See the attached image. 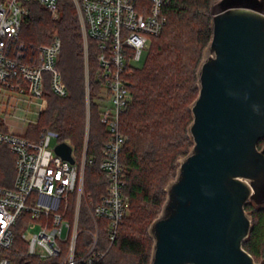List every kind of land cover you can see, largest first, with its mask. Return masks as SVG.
<instances>
[{"label": "trees", "instance_id": "obj_1", "mask_svg": "<svg viewBox=\"0 0 264 264\" xmlns=\"http://www.w3.org/2000/svg\"><path fill=\"white\" fill-rule=\"evenodd\" d=\"M216 1L171 0L164 10L167 23L162 34L153 38L144 64L133 71V99L121 116L122 131L128 136L121 161L127 168L125 192L130 198L133 214L124 218L112 243L104 231V224H101L98 250L104 255L94 264L151 262L154 240L149 227L162 209L167 196L165 187L176 176L179 159L193 146L188 134L193 120L191 105L199 94L198 67L213 36L212 6ZM27 8L19 41L31 52L39 44L50 43L54 35L60 37L62 49L58 65L70 93L66 97L55 95L47 79L48 107L41 112L37 125L31 127L25 136L37 141L43 129H55L60 140L71 144L81 159L86 129L90 125L85 189L94 201H98L109 183L100 168L102 150L109 134L101 122L99 110L102 90L96 76L95 44L90 40L91 118L88 122L84 38L74 0H59L56 18L38 2H28ZM263 146L264 139L259 142V147ZM15 163L16 157L8 146L0 144L1 187L14 186ZM246 209L252 214L253 228L250 237L244 241V247L257 262H262L264 207L248 204ZM73 210L72 203L69 217ZM26 217L23 215L14 228L15 240L8 251L12 263L55 264L58 258L43 259L27 254V244L16 232L19 225L26 223ZM90 244L89 235L82 232L77 239L78 254L86 252Z\"/></svg>", "mask_w": 264, "mask_h": 264}, {"label": "built area", "instance_id": "obj_2", "mask_svg": "<svg viewBox=\"0 0 264 264\" xmlns=\"http://www.w3.org/2000/svg\"><path fill=\"white\" fill-rule=\"evenodd\" d=\"M31 1L58 17L59 0H0V97L10 99L17 95L19 99H37L40 115L48 107L47 79L55 95L66 97L70 92L58 65L60 37L54 35L50 43L39 44L31 52L19 41L28 13L27 3ZM74 2L84 38L88 122L91 118L90 40L95 44L96 76L102 90L100 116L109 134L100 168L108 178V187L98 201L85 189L90 125L81 159L77 160L70 144L74 163L56 152V145L62 142L57 130L43 129L36 141L0 126V144H6L16 157L14 186H0V264H13L8 251L15 240V225L23 215L27 216L26 223L31 220L29 228L40 225L27 242L28 255L58 258L55 264H94L104 255L98 250L101 224L112 243L128 213L127 168L121 161L128 138L121 128V116L133 99V71L147 53L151 40L162 34L167 23L164 10L171 0ZM72 203L73 215L69 217ZM82 213L86 215L83 226ZM82 232L89 235L91 244L86 252L78 254L77 239ZM25 237L23 232L21 238Z\"/></svg>", "mask_w": 264, "mask_h": 264}, {"label": "water", "instance_id": "obj_3", "mask_svg": "<svg viewBox=\"0 0 264 264\" xmlns=\"http://www.w3.org/2000/svg\"><path fill=\"white\" fill-rule=\"evenodd\" d=\"M191 105L193 146L149 227L150 264H264L244 247L264 207V0H218ZM75 162L72 146L55 147Z\"/></svg>", "mask_w": 264, "mask_h": 264}, {"label": "rangeland", "instance_id": "obj_4", "mask_svg": "<svg viewBox=\"0 0 264 264\" xmlns=\"http://www.w3.org/2000/svg\"><path fill=\"white\" fill-rule=\"evenodd\" d=\"M151 45H152V42L149 45V49H148L147 53L149 52ZM147 53H144L143 59L137 63V67H140L144 64L145 57H146ZM38 103H39V101L37 99L30 100L29 98H24V97L19 99L17 95L12 96L10 99H8V97H0V126L6 127L7 129L11 128V129H13L17 132H20L24 135L29 134V129L31 127L37 125V123L39 121L40 115L38 114V106H39ZM101 109L103 110V107ZM101 109H100V111H101ZM87 120H88V118H87ZM127 138H128V136H127ZM85 140H86V138H85ZM55 142H56V140H53V143H55ZM76 158H77V160H79L78 157H76ZM132 214H133V211H132L130 198H129V200H128V213H127L126 217L127 218L131 217ZM28 221H29V219H28ZM85 221H86V215L84 213L82 226L84 225ZM29 222H31V220ZM29 222H27L21 226L19 225L16 228L17 234H22L23 232L26 233V237H25V239H23L24 241L22 240L25 243V245L27 244V242L29 241V239L33 235V233L40 229L39 224L37 226H35L34 228H31V227L29 228L28 227ZM8 256L11 259V257H10L11 255L9 253H8Z\"/></svg>", "mask_w": 264, "mask_h": 264}]
</instances>
